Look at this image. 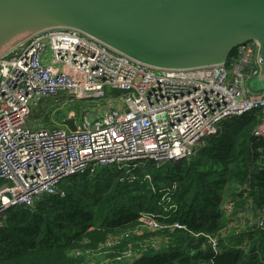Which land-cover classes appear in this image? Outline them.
<instances>
[{
	"label": "built area",
	"instance_id": "1",
	"mask_svg": "<svg viewBox=\"0 0 264 264\" xmlns=\"http://www.w3.org/2000/svg\"><path fill=\"white\" fill-rule=\"evenodd\" d=\"M257 69L256 42L234 49L222 65L158 70L73 30L51 29L30 36L0 57V229L10 209L32 208L43 197L63 198L59 185L75 176L115 168L124 181L148 163L189 161L227 120L260 114L253 136L264 139V91L254 93L248 85ZM106 91L122 92L126 110L101 111L92 121L85 113L73 132L28 129L31 110L42 98L62 93L82 101L101 98ZM159 206L162 212L140 213L132 229L85 251L83 264H133L146 252L164 247L157 246L153 236L141 246L119 247L130 235L186 229L171 220L176 206L170 191ZM222 210L229 214L232 204ZM253 225L264 229V211ZM209 242L218 252L217 238Z\"/></svg>",
	"mask_w": 264,
	"mask_h": 264
},
{
	"label": "trees",
	"instance_id": "2",
	"mask_svg": "<svg viewBox=\"0 0 264 264\" xmlns=\"http://www.w3.org/2000/svg\"><path fill=\"white\" fill-rule=\"evenodd\" d=\"M260 116L225 121L189 161L148 163L149 182L142 169L131 182L104 168L90 181L93 191L86 175L75 176L59 185L63 198L43 197L32 208L8 210L0 229V264H83L85 251L132 229L140 213L162 212L160 198L168 191L176 206L171 220L186 229L130 235L119 247L141 246L151 236L164 245L133 264H264V229L253 225L264 211V139L253 136ZM99 187L112 192L108 200L102 201ZM226 203L232 204L229 214L222 210ZM242 211L244 219L238 216ZM210 238H217L218 252Z\"/></svg>",
	"mask_w": 264,
	"mask_h": 264
},
{
	"label": "water",
	"instance_id": "3",
	"mask_svg": "<svg viewBox=\"0 0 264 264\" xmlns=\"http://www.w3.org/2000/svg\"><path fill=\"white\" fill-rule=\"evenodd\" d=\"M51 29L79 32L158 70L222 65L256 42L258 69L248 85L264 91V0H0V57Z\"/></svg>",
	"mask_w": 264,
	"mask_h": 264
},
{
	"label": "crops",
	"instance_id": "4",
	"mask_svg": "<svg viewBox=\"0 0 264 264\" xmlns=\"http://www.w3.org/2000/svg\"><path fill=\"white\" fill-rule=\"evenodd\" d=\"M107 92H106V95L104 97H101L103 99L100 100V101H103L102 103H104L103 107L97 108V110H95V108H93L91 110H85V108H83V109L79 108V106L81 107V103L73 102V103H76L78 105V106L74 107L75 111H77V112H74V113L71 112L68 115V117L64 116L62 119L58 118V116L61 115L60 107H55V106H68V103L72 102V101H70L72 98H70L68 96H65V95H62V93H58L57 95H55L53 97L42 98L32 108L31 113H30V116H31L33 114V112H37V114L39 116V119H38L39 127H36L35 125L32 127L30 125L31 121H30V117H29V120H28V123H27L28 129L32 130V131H35V130H40V129L49 130V129L56 128V129H64L66 131H71L70 128H69L68 123L72 122V125L75 127V130H76L77 127L82 125V123L84 121L83 117H84L85 113H88L90 115L91 118L89 119V121H92L94 114L98 113V112H101V111H105V110H121V111H125L126 108H125V106L122 103V95H123L122 92H120V91H117V92L116 91H112V92L115 93V96H116L115 99H112V98L109 99L110 96H107ZM67 99H69V101H65ZM88 100H90V99H85L82 102H89ZM93 100L94 99L92 98V100H90V101H93ZM48 101H51L52 105H50V103H48ZM73 101H75V100H73ZM52 108H54L55 110H52ZM49 114L53 115V118H54L53 120L54 121L60 122L61 124H59V125L57 124V126H53L50 123L51 120H50ZM259 164H260V162L257 165H259ZM102 169H104V168H102ZM107 169H109V171L118 172V170L115 169V168H107ZM144 172L147 173L148 171L145 170ZM121 183H123V182H121ZM245 212L246 211L239 212L238 216L241 219H244V217H245L244 213Z\"/></svg>",
	"mask_w": 264,
	"mask_h": 264
},
{
	"label": "rangeland",
	"instance_id": "5",
	"mask_svg": "<svg viewBox=\"0 0 264 264\" xmlns=\"http://www.w3.org/2000/svg\"><path fill=\"white\" fill-rule=\"evenodd\" d=\"M107 92V91H106ZM117 92V91H116ZM105 95H106V93H105ZM107 96H110V98L109 99H115L116 98V96H115V93L114 92H112V91H108L107 92ZM104 97V96H103ZM94 100L93 101H90V100H92V99H90V100H88L89 102H82V101H72V100H70V101H72V102H70V103H68V106H55V107H60V113H61V115L60 116H58V118L59 119H62L64 116H67L68 117V115L72 112V113H74V112H77V111H75V109H74V107L75 106H78L76 103H81V107L79 106V108H81V109H83V108H85V110H91V109H93V108H95V110H97V108H100V107H103L104 106V103H102L103 101H100L101 99H103V98H93ZM108 99V100H109ZM65 101H69V99H67V100H65ZM73 102H76V103H73ZM48 103H50V105H52V102L51 101H48ZM47 109V108H46ZM52 110H55L54 108H52ZM49 117H50V123L53 125V126H57V124L59 125V124H61L60 122H56V121H54L53 119V115H51V114H49ZM38 119H39V116H38V114H37V112H33V114L30 116V121H31V123H30V125L33 127L34 125L36 126V127H39V122H38ZM41 119V118H40ZM206 144H207V141L206 140H204L201 144H200V146H199V148H198V150L200 149V148H202V147H204V146H206ZM160 165V164H159ZM164 165V164H163ZM162 166V165H161ZM157 167H160V166H157ZM102 168H100V169H96L95 171H93V172H90V173H88V174H86V176H87V181L88 182H86V183H88V186L90 187V191H93V188H92V186L91 185H93L94 183H91L90 181H94L93 180V178L95 177V175H97L98 174V172L101 170ZM143 170H149V165L148 164H145V166L142 168ZM136 170H139L140 171V169L138 168V169H136ZM111 172H113V171H111ZM142 174H149V171L147 172V173H145L144 171H142ZM128 178H129V180L131 181V182H133L137 177L135 176V173H134V171L133 172H131V173H129L128 174ZM147 178V176H142V179H143V181H151V177L149 176V179H146ZM120 178H118V180H119ZM84 180H78L76 183H82ZM127 181V180H126ZM66 184V183H65ZM98 191H101V192H103V194L101 195V199H102V201H106V200H108L109 199V197H111V193L112 192H110V190H102L100 187L97 189ZM64 195V194H63ZM64 197V196H63ZM244 227H245V223H244V225H243Z\"/></svg>",
	"mask_w": 264,
	"mask_h": 264
},
{
	"label": "bare ground",
	"instance_id": "6",
	"mask_svg": "<svg viewBox=\"0 0 264 264\" xmlns=\"http://www.w3.org/2000/svg\"><path fill=\"white\" fill-rule=\"evenodd\" d=\"M171 164H176V163H171Z\"/></svg>",
	"mask_w": 264,
	"mask_h": 264
}]
</instances>
